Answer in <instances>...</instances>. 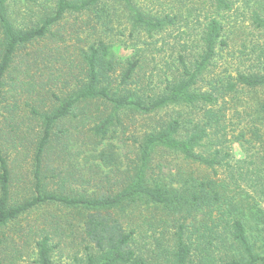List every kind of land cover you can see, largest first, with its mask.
Returning <instances> with one entry per match:
<instances>
[{
  "label": "trees",
  "instance_id": "16d2710c",
  "mask_svg": "<svg viewBox=\"0 0 264 264\" xmlns=\"http://www.w3.org/2000/svg\"><path fill=\"white\" fill-rule=\"evenodd\" d=\"M108 2L124 10L109 9ZM233 5L204 0L183 17L179 8L153 12L135 0H0V246L8 239L5 229L56 205L80 218L84 250L96 251L87 264H264V205L255 198L264 197V7L252 13L251 39L241 38L240 55L234 56L231 42L242 28L229 20ZM68 16L81 18L91 37L72 34L75 43L67 47L58 32ZM192 29L199 33L189 41ZM173 31L177 51L156 61L162 68L149 66L156 58L143 36L163 38ZM116 47L131 55L119 56ZM170 106L184 113L157 119L131 136L135 161L116 192L73 197L43 183L49 147L69 142V129L60 124L76 122L73 133L94 146L89 158L118 169L114 146L96 147L119 128L124 133L125 120L134 123ZM25 119L37 126L29 140L33 181L28 196L25 189L24 198L14 200L15 169L29 137L18 129ZM233 148L243 157L234 158ZM157 151L183 165L164 174L159 164L155 174ZM150 209L165 220L146 221L145 230L134 227L132 215ZM170 219L171 234L170 227H158ZM150 231L154 243L171 238L172 248L146 259ZM34 238L35 264H53V254L70 237L58 227H41Z\"/></svg>",
  "mask_w": 264,
  "mask_h": 264
},
{
  "label": "rangeland",
  "instance_id": "374dc122",
  "mask_svg": "<svg viewBox=\"0 0 264 264\" xmlns=\"http://www.w3.org/2000/svg\"><path fill=\"white\" fill-rule=\"evenodd\" d=\"M202 1L204 0H135L140 5L148 7L151 11L155 12L157 8L165 9L166 13H175L176 9H180L183 17L187 16L193 9L200 8L202 6ZM185 2V4H184ZM234 2L233 10L230 12V21L236 22L237 28H242V32H238L239 37L236 42H231V53L232 51L240 55L239 50H241L240 41L241 38L247 39V42L251 39V36L248 33H252L253 26L250 24L249 19L252 16L254 11L260 12L259 8L264 7V0H232ZM193 3L194 5L190 4ZM196 4V5H195ZM109 9L118 7L121 10H124L119 4H114L113 2H108ZM203 8L208 9L207 5ZM174 9V10H173ZM195 13V12H193ZM184 14V15H183ZM192 20L193 17H190ZM85 19V17H82ZM124 21V20H123ZM196 21V20H195ZM81 18L75 19V17H67L62 23L61 27L64 26L65 30H60L59 34H63V38L67 39L65 45H73L75 42V36H78L79 39H85L91 37L90 32L81 28ZM196 24V23H195ZM123 26L126 24L122 23ZM194 25L191 23L190 26ZM195 26H198L196 24ZM199 26H202L199 24ZM79 29V32L75 34L74 31ZM81 29V30H80ZM181 30H186L181 28ZM197 29H192L191 33L193 36H190L189 41L196 39L198 36ZM169 33V32H167ZM74 36L73 39L71 36ZM160 35H153L152 39L147 38L145 34L143 38L148 43H151V50H153V55L155 54V61L149 63V66L153 65L156 61L166 58L167 55L175 53L178 49V46L174 50L175 44V32L162 36L163 38H158ZM70 39V40H68ZM189 43V42H188ZM64 45V44H60ZM65 49V48H64ZM61 48L63 53H66L65 50ZM116 53L121 57H126L131 55V51L123 50L121 47L115 48ZM61 55H66V54ZM69 55L73 54L74 51L70 48L67 52ZM248 54V53H246ZM244 58V55H242ZM240 59H234L233 62L237 63ZM157 63V62H156ZM163 64V62H162ZM158 68H162L157 63ZM178 113H184L183 110H179L178 107H167L157 113L150 115L151 117L139 116L135 118V122L125 120L126 130L124 133L123 127L119 128V132L115 134V138H109L103 141L96 149H103L107 144H112L114 146V151L120 158L121 164L118 169L106 168L102 165H99V161L89 158V156L95 151L94 146L90 142L84 140V136L77 135V131L73 133V128L71 126L77 127L76 122H68L65 124H60L59 127L63 129H69L68 135V144L64 145V139L58 143L53 144L52 147H49L43 161L42 168V181L47 186L49 191H54L62 195H68L73 197L85 196V197H94L103 193H114L118 190L121 185L119 182L122 181L126 176H129L131 172L128 167L133 166L134 154L136 152L135 146L132 147L133 140L131 136L138 137L141 132L138 131L143 129V126L149 125L157 119L167 120L170 117L177 116ZM132 117L129 116L128 118ZM59 127L57 130H59ZM18 129L22 135L28 134V140L25 142V151L21 152L19 155V165L21 168L15 169V180L18 182L16 190L14 188V200H22L24 198V190H28L27 196L30 191L31 183L33 181L32 171H31V157L34 151V147L29 144V140H33L36 136L37 126L33 122H29L26 119L22 124L19 125ZM35 131H34V130ZM81 129V128H79ZM80 131V130H78ZM67 139V138H66ZM3 145L7 146V138L3 137ZM151 162V167L154 169V173H158L157 166L161 165L162 173H174L179 163L180 167L183 165L174 155L167 153V155L162 156V151H157ZM233 157L236 159L242 158L243 154L239 149L233 148ZM23 156V157H22ZM13 158V156H12ZM124 181V180H123ZM17 184V183H16ZM25 195V196H26ZM26 196V197H27ZM255 198L264 205V197L262 200L255 196ZM162 212L150 210H139L136 215H132V225H138L142 227V230H145L146 227H150L147 222L152 219L154 222L165 220V216H161ZM56 218V219H54ZM124 223H127V219L123 220ZM145 221V222H143ZM147 221V222H146ZM171 219L168 220L164 225L160 224L158 227H170V234L172 233ZM41 227H58L60 230L64 231V235H69V239L60 246L58 250L53 254L52 261L53 264H87L88 256H96V251L94 248H91L89 251L84 250L86 242L82 240V224L80 223V218L74 213V211L61 209L56 207V205L44 206L31 211L30 214L25 215L20 219L18 224L13 225L5 229V235L8 237L6 241L0 246V264H35L36 256L34 254V233L37 229ZM32 228L33 233L28 234L26 237L18 238V235H23L27 232L28 229ZM161 228H157V231H160ZM149 239L145 242V247L143 248V254L146 259H152L156 256V253L160 248H172L171 238H160L155 243L152 241L151 231L147 234ZM156 238H159V235L156 234ZM156 246H159L155 248ZM149 253L147 254V252ZM152 262L151 260H149Z\"/></svg>",
  "mask_w": 264,
  "mask_h": 264
}]
</instances>
